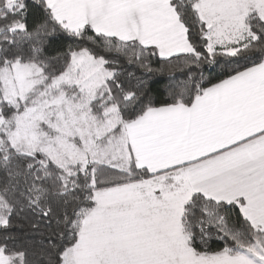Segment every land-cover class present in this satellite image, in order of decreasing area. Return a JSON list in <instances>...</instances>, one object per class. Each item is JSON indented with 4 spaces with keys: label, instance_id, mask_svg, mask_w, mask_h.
Returning <instances> with one entry per match:
<instances>
[{
    "label": "snow or ice",
    "instance_id": "snow-or-ice-1",
    "mask_svg": "<svg viewBox=\"0 0 264 264\" xmlns=\"http://www.w3.org/2000/svg\"><path fill=\"white\" fill-rule=\"evenodd\" d=\"M0 264H264V0H0Z\"/></svg>",
    "mask_w": 264,
    "mask_h": 264
}]
</instances>
